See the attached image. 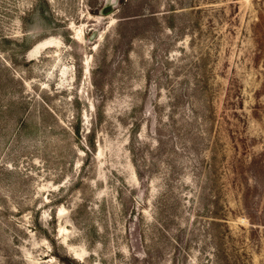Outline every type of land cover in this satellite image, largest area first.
Here are the masks:
<instances>
[{"label": "rangeland", "instance_id": "1", "mask_svg": "<svg viewBox=\"0 0 264 264\" xmlns=\"http://www.w3.org/2000/svg\"><path fill=\"white\" fill-rule=\"evenodd\" d=\"M0 264H264V0H0Z\"/></svg>", "mask_w": 264, "mask_h": 264}, {"label": "water", "instance_id": "2", "mask_svg": "<svg viewBox=\"0 0 264 264\" xmlns=\"http://www.w3.org/2000/svg\"><path fill=\"white\" fill-rule=\"evenodd\" d=\"M104 14H109V9L104 10Z\"/></svg>", "mask_w": 264, "mask_h": 264}]
</instances>
